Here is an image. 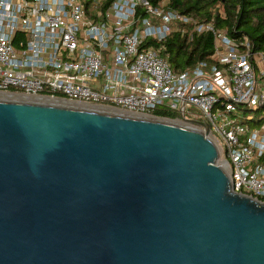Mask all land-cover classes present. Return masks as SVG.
<instances>
[{
	"label": "water",
	"instance_id": "obj_1",
	"mask_svg": "<svg viewBox=\"0 0 264 264\" xmlns=\"http://www.w3.org/2000/svg\"><path fill=\"white\" fill-rule=\"evenodd\" d=\"M198 122L0 100V264H264V201Z\"/></svg>",
	"mask_w": 264,
	"mask_h": 264
},
{
	"label": "built area",
	"instance_id": "obj_2",
	"mask_svg": "<svg viewBox=\"0 0 264 264\" xmlns=\"http://www.w3.org/2000/svg\"><path fill=\"white\" fill-rule=\"evenodd\" d=\"M179 23L214 36L211 58L183 71L160 43ZM0 92L161 109L205 133L204 120L234 190L264 201V53L167 0H0Z\"/></svg>",
	"mask_w": 264,
	"mask_h": 264
},
{
	"label": "trees",
	"instance_id": "obj_3",
	"mask_svg": "<svg viewBox=\"0 0 264 264\" xmlns=\"http://www.w3.org/2000/svg\"><path fill=\"white\" fill-rule=\"evenodd\" d=\"M148 1L159 5L162 0ZM167 6L193 17L196 22H212L215 28L233 38L247 36L253 41V49L264 53V0H167ZM177 26L178 30L160 42L166 45L164 51L175 71H183L200 60L211 58L214 51L212 32H193V23H179ZM154 115L173 117L161 109L156 110Z\"/></svg>",
	"mask_w": 264,
	"mask_h": 264
},
{
	"label": "bare ground",
	"instance_id": "obj_4",
	"mask_svg": "<svg viewBox=\"0 0 264 264\" xmlns=\"http://www.w3.org/2000/svg\"><path fill=\"white\" fill-rule=\"evenodd\" d=\"M0 100L34 101V102H41V103H47V104L59 105V106H70V107H77V108H83V109H91V110L102 111V112H107V113H119V114L123 113V114H127V115L143 116V117L147 116L151 119H158V120L169 121V122L171 121V120H167L165 118L122 111V110H119V109H116L113 107H108V106L90 105L88 103L77 102V101L67 100V99H63V98L29 96V95H23V94L0 92ZM171 122L179 123L176 121H171Z\"/></svg>",
	"mask_w": 264,
	"mask_h": 264
},
{
	"label": "rangeland",
	"instance_id": "obj_5",
	"mask_svg": "<svg viewBox=\"0 0 264 264\" xmlns=\"http://www.w3.org/2000/svg\"><path fill=\"white\" fill-rule=\"evenodd\" d=\"M219 163V162H218ZM220 164V163H219Z\"/></svg>",
	"mask_w": 264,
	"mask_h": 264
}]
</instances>
